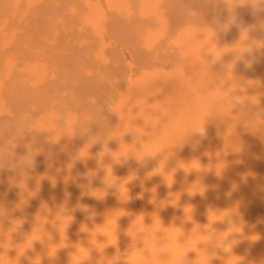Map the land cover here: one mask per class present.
<instances>
[{"label":"bare ground","instance_id":"bare-ground-1","mask_svg":"<svg viewBox=\"0 0 264 264\" xmlns=\"http://www.w3.org/2000/svg\"><path fill=\"white\" fill-rule=\"evenodd\" d=\"M261 21L246 4L209 0H0V264H80L88 250L82 264H116L132 244L129 264L161 253L179 264L213 237L231 245L201 243L211 254L196 264H264V48L245 52L241 35ZM136 93L149 122L211 115L205 134L138 161L130 151L142 159L162 145L136 152L124 144L132 134L120 137L136 118L123 100ZM115 94L125 126L111 139L123 122L102 111ZM139 215L192 236L179 243L167 229L157 246L159 220L146 228Z\"/></svg>","mask_w":264,"mask_h":264},{"label":"clouds","instance_id":"clouds-1","mask_svg":"<svg viewBox=\"0 0 264 264\" xmlns=\"http://www.w3.org/2000/svg\"><path fill=\"white\" fill-rule=\"evenodd\" d=\"M209 2L212 3L213 5L223 4L226 8L229 9L230 12L234 8H236L237 6H242V5L246 4L252 9V12H253L254 15H258V16L259 15H264V0H244V3H237L236 6L232 7V8H229L228 5L224 2V0H209ZM235 23H237L236 16L234 14H232V15L229 16V19H228L227 23H225V24H217L216 29H213V28L212 29H213V31H214V33L216 35L217 31L226 30L229 25L235 24ZM245 30H247V39L243 43L249 48V50H247L245 52L251 53L254 50H258L260 48H264V21L260 22V24L258 26V29H257V26H250V27H247V28L241 27V35H242V32H244ZM257 30H259V38L250 37L249 36V33L255 32ZM215 35H214V37H215ZM217 49H220V48H217ZM223 53L224 52H222V54ZM207 54H212L216 58L215 54L212 53V52H207L205 55H207ZM219 58H217V59H219ZM141 99H143L142 93H140L139 95H137V93H136V94H133V95L126 96V98L123 100V106L121 107L120 112H123V113L127 114L129 111H131V113L136 118H135V120H133L131 122V127H130L129 131L125 132L120 137H123L125 134H129V133L132 134V136H133L132 143H130V144L124 143V144L130 146L131 148H134L136 150V152L143 151L145 145L151 144L153 142L161 143L162 147L160 148L159 151L154 152L152 155L144 156L142 159H138L137 156L135 155V153L130 151L129 154L134 155L135 158L138 161H143L146 157H155L157 154H166V156H167L169 151L172 152V150L174 148H176L177 146L180 145V144H175V143L169 144V142H168L170 138H173V137H175L177 135L182 136L183 141H184L185 138L188 137L189 135L199 134V135L203 136L205 134L206 118L211 116V115L207 116L205 118V120H204V123H202V124L193 123V119L191 117L183 118V119H180V120H172V121L165 120V121H163L161 123H153V122L146 121L144 116L139 115L140 110H141V106L138 103V101H140ZM120 103H121V97H120L119 94H115V95H113L111 97H105V102H104V105H103L102 116L105 118V114L106 113L115 114L118 117V119L123 122V126L122 127L117 126L114 129L108 130L106 132V138L108 136H112L111 139L119 138V137H116L113 134L116 133L117 130H123V128L125 126V121L121 119L120 114L116 111V107ZM146 103H147V100H146ZM149 105H151V104H149ZM134 110H138V111H134ZM146 112L151 114L153 117L159 115L158 110L151 109V108L146 109ZM138 118L143 120V122H144L143 126H137L136 125L135 121ZM103 120H101V121H103ZM101 121L93 122V123H99ZM87 130H88V128H87ZM86 131H83V132H86ZM97 139H99V138L98 137H93L92 138V142L94 143ZM111 139H107V140H111ZM120 150H121V148H120ZM129 154H128V156H129ZM57 214H56V216H57ZM7 216H8V212H7L6 208H4L3 206H0V220L6 219ZM56 216H55L54 220L52 221V223L59 228V226H60V224L62 222L60 220H57ZM139 216H143V215H139ZM139 216H137V217H139ZM137 217H136V219H137ZM116 219H117V217H116ZM156 219H158L159 222H160V228L155 233V235L157 237V239H156L157 246H161V245H164V244L168 243V241H169V233H168V231H166L167 229H179L180 230V234L177 236V240H178L179 243L186 242L187 239L192 236V233H191V235L188 236L187 238H183L184 237V233H183V230H182L181 227L176 226L174 223L169 225V226H167V227L164 226L163 225V221L159 218L158 215H153L152 216V223L151 224H145L144 216H143L142 223H143L144 227L152 228V227L155 226ZM186 220H190V219H187V216H186ZM132 225H133V223H132ZM97 234H100V233H97ZM201 234H202V232H201ZM139 235L140 236H144L145 233H139ZM132 240H133V238H132ZM137 241H142V245L143 246L142 247H137L136 246V248H145V243H144V241L142 239H138ZM201 243H204V244L211 243L213 248L221 249L223 251H224V247L223 246L231 245V242H229V240L227 238L225 240H223L222 246H217L221 242L217 241L214 237H213V239H211V240H209L207 242H199L197 244V246H196V250H189V251H195L196 252V258L194 260L189 261L187 259V253L189 251H187L180 258L179 264H196V262L200 258V251H206L208 254H211L208 251L207 247L198 248V245H200ZM109 245H112V244H109ZM134 250L135 249L133 248V244H132V246L123 255H121V259L116 261V264H129V262L126 259H124V257L127 256V255H131L132 251H134ZM101 253H103V252H101ZM114 257H116V256H114ZM114 257H112V258H114ZM213 257L214 256L211 257V259L209 261V264H211V260L213 259ZM88 258H89V250H88V256L82 261H85ZM112 258H110V259H112ZM110 259L101 256V259L97 262V264H107L108 260H110ZM172 260H173V257H172V255L170 253H161L159 255V257H158V264H171ZM82 261H80V264H82ZM72 264H73V260H72Z\"/></svg>","mask_w":264,"mask_h":264},{"label":"rangeland","instance_id":"rangeland-1","mask_svg":"<svg viewBox=\"0 0 264 264\" xmlns=\"http://www.w3.org/2000/svg\"><path fill=\"white\" fill-rule=\"evenodd\" d=\"M105 115L111 117V114H107V113H106Z\"/></svg>","mask_w":264,"mask_h":264}]
</instances>
